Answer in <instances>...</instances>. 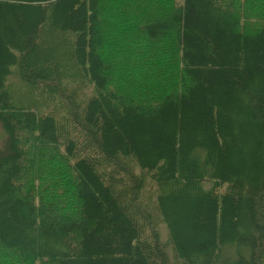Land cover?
Wrapping results in <instances>:
<instances>
[{
  "label": "trees",
  "instance_id": "1",
  "mask_svg": "<svg viewBox=\"0 0 264 264\" xmlns=\"http://www.w3.org/2000/svg\"><path fill=\"white\" fill-rule=\"evenodd\" d=\"M0 264H264V0H0Z\"/></svg>",
  "mask_w": 264,
  "mask_h": 264
},
{
  "label": "rangeland",
  "instance_id": "2",
  "mask_svg": "<svg viewBox=\"0 0 264 264\" xmlns=\"http://www.w3.org/2000/svg\"><path fill=\"white\" fill-rule=\"evenodd\" d=\"M165 226L163 225L162 227H161V231H162V238H165Z\"/></svg>",
  "mask_w": 264,
  "mask_h": 264
}]
</instances>
